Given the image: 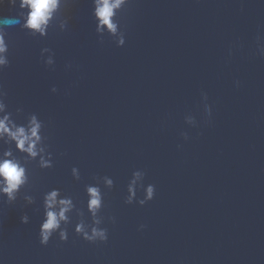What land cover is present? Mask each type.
<instances>
[{
    "label": "water",
    "instance_id": "95a60500",
    "mask_svg": "<svg viewBox=\"0 0 264 264\" xmlns=\"http://www.w3.org/2000/svg\"><path fill=\"white\" fill-rule=\"evenodd\" d=\"M92 4L62 0L43 37L23 28L20 0L0 5V89L18 123L43 122L53 162L32 161L17 200L0 198V264H264V0H130L117 13L119 48L96 32ZM86 185L101 189L107 241L75 235L73 213L68 239L42 247L43 196L59 189L90 223Z\"/></svg>",
    "mask_w": 264,
    "mask_h": 264
},
{
    "label": "clouds",
    "instance_id": "9594fccd",
    "mask_svg": "<svg viewBox=\"0 0 264 264\" xmlns=\"http://www.w3.org/2000/svg\"><path fill=\"white\" fill-rule=\"evenodd\" d=\"M68 5L69 0H64ZM130 0H93L92 17L96 22V32H107L109 36L115 38L116 46L122 47L125 44L124 32L121 30L117 13L121 12L129 4ZM198 3L199 0H196ZM62 0H20V8L27 9V15L24 17L23 28L33 34L39 33L41 37L53 20ZM3 0H0V5ZM19 23L16 18H5L2 24L11 25ZM67 20L64 19L62 28L67 26ZM3 28L0 27V71L8 67L9 61L7 58L8 45L4 39ZM48 51V49H44ZM264 56V49L258 53ZM49 59L46 64H51ZM239 86V82H236ZM57 90L55 87L51 89L52 93ZM5 92L0 89V198L3 203L13 204L17 200L18 193L22 188H25L29 183L27 166L36 161L41 170L51 169L53 166L52 153L48 151L46 144V136L43 135V122L36 114L28 115L24 118L23 123H18L13 113L8 111L5 103ZM207 95L205 99L207 100ZM23 112L22 108H17L15 116L18 117ZM206 118L212 115L210 105L205 106ZM184 141L189 139L186 133L181 137ZM14 146V149L13 147ZM179 147V146H178ZM14 153H19L23 159H20ZM142 173L137 171L133 173V177L129 182L127 199L125 204H131L133 197L136 195L135 186L137 179ZM73 180H80V173L76 167L71 169ZM105 185L111 190L113 181L104 178ZM154 185L149 184L143 189V199L137 201L139 206H143L154 197ZM85 195L86 211L90 219V223L83 219V212L76 208L71 196H64L59 189L48 191L42 200L43 216L38 229L39 244L46 246L54 234L58 236L61 243L68 239V225L71 222L73 213L79 218L74 226V234L79 236L83 241L89 244H103L108 239L107 229L101 225L105 218L99 215L103 207V195L99 186L86 185ZM24 205L30 206L34 203V198L31 195L23 196ZM110 222L114 219L109 217ZM29 217L22 215L20 217L21 224H28ZM143 225L140 229H143Z\"/></svg>",
    "mask_w": 264,
    "mask_h": 264
}]
</instances>
